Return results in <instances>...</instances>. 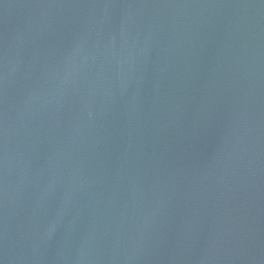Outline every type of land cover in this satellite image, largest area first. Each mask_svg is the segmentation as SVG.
<instances>
[{"label":"water","instance_id":"water-1","mask_svg":"<svg viewBox=\"0 0 264 264\" xmlns=\"http://www.w3.org/2000/svg\"><path fill=\"white\" fill-rule=\"evenodd\" d=\"M0 264H264V0H0Z\"/></svg>","mask_w":264,"mask_h":264}]
</instances>
